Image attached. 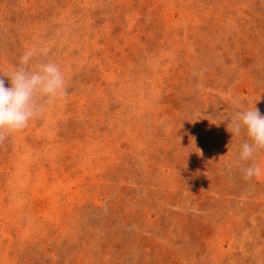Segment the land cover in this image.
Returning a JSON list of instances; mask_svg holds the SVG:
<instances>
[{
    "label": "rangeland",
    "instance_id": "rangeland-1",
    "mask_svg": "<svg viewBox=\"0 0 264 264\" xmlns=\"http://www.w3.org/2000/svg\"><path fill=\"white\" fill-rule=\"evenodd\" d=\"M28 50L66 94L0 141V264H264V149L230 132L264 115V0H0L6 87Z\"/></svg>",
    "mask_w": 264,
    "mask_h": 264
},
{
    "label": "clouds",
    "instance_id": "clouds-1",
    "mask_svg": "<svg viewBox=\"0 0 264 264\" xmlns=\"http://www.w3.org/2000/svg\"><path fill=\"white\" fill-rule=\"evenodd\" d=\"M34 52L26 51L19 64L7 74L10 86L0 79V141L7 133L26 128L29 122L43 112L41 99L52 102L66 94V78L55 61L31 66ZM4 76V75H3ZM231 133L239 136L243 131L248 140L241 144L237 166L252 160L254 153L264 149V115L254 108L240 109L230 120ZM243 178L249 180L260 175L255 163L241 168Z\"/></svg>",
    "mask_w": 264,
    "mask_h": 264
}]
</instances>
